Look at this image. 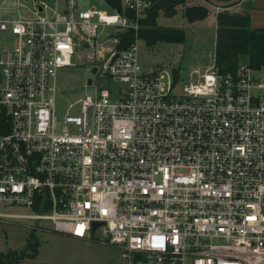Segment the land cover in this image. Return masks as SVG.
Returning a JSON list of instances; mask_svg holds the SVG:
<instances>
[{"label": "built area", "instance_id": "2783aa9c", "mask_svg": "<svg viewBox=\"0 0 264 264\" xmlns=\"http://www.w3.org/2000/svg\"><path fill=\"white\" fill-rule=\"evenodd\" d=\"M32 1L0 4V219L99 233L126 264H264V66L198 67L179 89L138 58L161 0ZM78 60L93 91L58 118L56 73Z\"/></svg>", "mask_w": 264, "mask_h": 264}, {"label": "rangeland", "instance_id": "374dc122", "mask_svg": "<svg viewBox=\"0 0 264 264\" xmlns=\"http://www.w3.org/2000/svg\"><path fill=\"white\" fill-rule=\"evenodd\" d=\"M2 1L0 0V4ZM5 2L10 10L7 18L18 15L23 17L32 16V0H5ZM197 2H204V5L208 4L204 0H186L183 5L176 8L175 16L165 18L160 14L157 18L158 26L183 31L185 35L183 43L159 42L154 45H147L141 39L139 47L138 58L144 69L150 71L153 68H160L171 71L173 79L178 80L177 87L179 89L188 82V76L193 69L206 68L214 63L216 30L214 15L217 12H222L223 9L208 5V15L204 20L187 22L183 17L184 10L187 7L194 6ZM91 6L101 8L97 0L79 2V8L87 9ZM102 8L108 13H112L107 7L102 6ZM13 42L14 37L11 34L0 33V52L11 49ZM240 62L248 63L245 58H240ZM88 79L96 80V77L92 75L89 66L84 61L78 60L74 68H64L57 71L55 79L57 88L55 114L58 118H61L66 112L70 115L78 113L79 104L77 101L93 91V87L87 85ZM70 104H73L71 108H69ZM8 212L17 215L27 213L19 208H10ZM27 232L36 235L38 260L63 261L65 252L75 262H85L82 259L87 258L93 261H103L105 256L108 259H118L119 257L117 247L101 241L102 239L98 240L100 238L99 233L94 235L97 239L91 241L88 247H82L78 250L76 241L70 239L67 235L54 232L50 223H37L25 219H0V253L15 252L20 254L25 251Z\"/></svg>", "mask_w": 264, "mask_h": 264}, {"label": "trees", "instance_id": "16d2710c", "mask_svg": "<svg viewBox=\"0 0 264 264\" xmlns=\"http://www.w3.org/2000/svg\"><path fill=\"white\" fill-rule=\"evenodd\" d=\"M186 0H161L143 19L140 38L147 45L159 42L183 43L184 32L175 28H163L157 25V18L162 14L165 18L176 15V8ZM208 10L203 6H191L184 10L183 17L187 22L204 20ZM214 64L221 73L235 70L245 58L253 68L264 66V29H252L249 17L232 13L228 9L216 14V30L214 40ZM132 42V36L127 35L126 44ZM125 44V45H126ZM38 254V241L34 233L26 237V249L20 254L15 252L0 253V264H20L34 259Z\"/></svg>", "mask_w": 264, "mask_h": 264}, {"label": "crops", "instance_id": "0c3cea01", "mask_svg": "<svg viewBox=\"0 0 264 264\" xmlns=\"http://www.w3.org/2000/svg\"><path fill=\"white\" fill-rule=\"evenodd\" d=\"M204 2H197L194 6H203L206 9H209V4H203ZM207 5V6H206ZM230 12L237 13L240 15H246L249 17V24L252 29H264V0H243L238 5L229 8ZM218 13V12H217ZM214 15L216 19V14ZM28 233V232H27ZM70 239H73L78 243V250L82 247H88L91 243V241H95L97 239L96 237H91L88 239H76L70 236H67ZM99 240V239H98ZM113 246V245H111ZM115 247V246H114ZM76 251V250H75ZM64 259L63 261H49V260H38V255L32 259L24 261L20 264H126L125 261L121 260L119 257L118 259H108L106 256L103 258V261H93L92 259H82L85 262L80 261H72V258L67 254L64 253Z\"/></svg>", "mask_w": 264, "mask_h": 264}, {"label": "water", "instance_id": "95a60500", "mask_svg": "<svg viewBox=\"0 0 264 264\" xmlns=\"http://www.w3.org/2000/svg\"><path fill=\"white\" fill-rule=\"evenodd\" d=\"M206 3L209 5L217 8V9H228L231 7H234L241 3L243 0H204ZM106 2L111 5L112 7L117 8L118 12L120 13V3L119 0H106ZM92 75H95L96 69L93 68L91 70ZM91 79L87 80V85H90ZM100 226L99 223H93L92 224V229L95 230Z\"/></svg>", "mask_w": 264, "mask_h": 264}]
</instances>
